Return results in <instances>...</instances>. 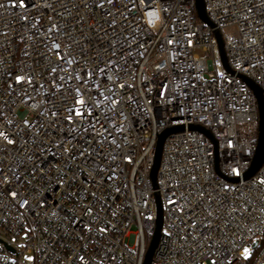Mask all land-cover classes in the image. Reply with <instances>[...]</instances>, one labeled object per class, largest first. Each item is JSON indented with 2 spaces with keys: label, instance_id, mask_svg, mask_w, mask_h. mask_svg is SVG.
<instances>
[{
  "label": "built area",
  "instance_id": "built-area-1",
  "mask_svg": "<svg viewBox=\"0 0 264 264\" xmlns=\"http://www.w3.org/2000/svg\"><path fill=\"white\" fill-rule=\"evenodd\" d=\"M203 4L0 0V264H143L157 197L150 264H264V0Z\"/></svg>",
  "mask_w": 264,
  "mask_h": 264
},
{
  "label": "water",
  "instance_id": "water-1",
  "mask_svg": "<svg viewBox=\"0 0 264 264\" xmlns=\"http://www.w3.org/2000/svg\"><path fill=\"white\" fill-rule=\"evenodd\" d=\"M195 11H196L197 18L201 22L213 28V24L209 21V19L207 18L205 14L203 0H195ZM215 36L218 41V53H219L220 59L222 61L223 66L228 70V66L226 64L225 55L223 51V43H222L219 32H215ZM249 84L252 90L254 91L257 101H258L259 122H258V143H257L256 151H255V154L252 160L251 167L249 171L247 172V174L245 175V178H249L253 176L259 170L264 160V127H263L264 104L261 98V90L253 83L249 82ZM189 129L201 132L205 134L206 136L211 137L209 131L204 129L201 126H190ZM182 130H183L182 126L172 127L164 131L158 136L156 146H155L153 165L150 171V179L152 181L153 186L156 185V173L158 170L160 156H161V149H162V145L164 143L165 138L170 134H173V133H176ZM161 227H162V208H161L159 198L157 197L156 198L155 229H154V233L150 241V244L148 246V249L146 251L143 264H150L152 261L154 251L159 241Z\"/></svg>",
  "mask_w": 264,
  "mask_h": 264
},
{
  "label": "rangeland",
  "instance_id": "rangeland-1",
  "mask_svg": "<svg viewBox=\"0 0 264 264\" xmlns=\"http://www.w3.org/2000/svg\"><path fill=\"white\" fill-rule=\"evenodd\" d=\"M250 253H251L250 250H246V252H245L246 258L249 257Z\"/></svg>",
  "mask_w": 264,
  "mask_h": 264
}]
</instances>
